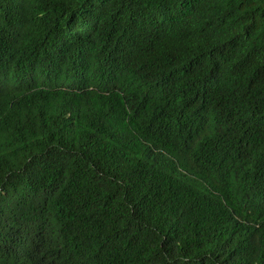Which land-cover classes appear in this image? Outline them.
Instances as JSON below:
<instances>
[{"label": "trees", "instance_id": "obj_1", "mask_svg": "<svg viewBox=\"0 0 264 264\" xmlns=\"http://www.w3.org/2000/svg\"><path fill=\"white\" fill-rule=\"evenodd\" d=\"M0 264H264V0H0Z\"/></svg>", "mask_w": 264, "mask_h": 264}]
</instances>
